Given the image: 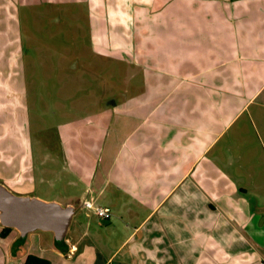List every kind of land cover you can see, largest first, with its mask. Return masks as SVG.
<instances>
[{"label": "crops", "instance_id": "crops-1", "mask_svg": "<svg viewBox=\"0 0 264 264\" xmlns=\"http://www.w3.org/2000/svg\"><path fill=\"white\" fill-rule=\"evenodd\" d=\"M87 1L0 0V128L22 113L30 121L39 98L51 107L47 132L56 131L41 174L26 160L25 177L12 182L77 205L64 251L36 231L14 257L13 230L3 238L11 259L264 264V0H127L112 28L97 20L104 30L88 17L86 57L125 66L120 93L61 89L86 75L80 26L67 46L52 42L61 6ZM37 34L52 40L33 44ZM36 79L55 91L36 92ZM85 201L110 209V220Z\"/></svg>", "mask_w": 264, "mask_h": 264}, {"label": "rangeland", "instance_id": "rangeland-1", "mask_svg": "<svg viewBox=\"0 0 264 264\" xmlns=\"http://www.w3.org/2000/svg\"><path fill=\"white\" fill-rule=\"evenodd\" d=\"M127 0H88L87 3H83L82 5H74V4H65L64 6H61L63 15L61 18V26L57 28L59 31V38H56L54 41L51 39V35H46L47 40L40 39V34H37V41L33 42V44H39L43 45V43L56 42L61 40V46H67L66 43H72L74 40H76L77 31L74 27H81L82 29V37L83 42L81 47V55H82V63L83 66H85L86 70L84 71L83 78L85 79H78L80 76L79 73H75L74 76L69 77L65 80L64 83H61V89H72V85L76 88L80 87H86V88H93V89H101L103 91H109L120 93L125 89L124 83L122 81V77L125 75L126 70L125 66H123L120 62H111L110 64H105L103 59L98 58V60H95L94 62L87 59L86 56L90 54V49L88 47V43L84 41V39L88 35V17L91 19V25L94 29L97 30V27L99 28L102 26L99 25L97 20L98 19H104V21L108 22V26L112 28V24H114L115 21H120L122 17V10L121 6L124 5V2ZM139 0H135V3H138ZM24 15V14H23ZM22 15V22H23V37L24 39V28L28 27L24 26V19ZM102 19V20H103ZM101 21V20H100ZM115 27V26H114ZM79 29V30H80ZM100 30H104V26L102 28H99ZM31 30V25L29 26V32ZM61 32V33H60ZM26 34V33H25ZM7 40V38H6ZM8 41V40H7ZM26 44H31L28 42H25ZM75 44L74 47H78V43ZM32 44V45H33ZM44 44V45H45ZM74 44V43H73ZM49 45V44H48ZM73 47V48H74ZM42 48V46H41ZM73 48H71L68 51H74ZM89 48V49H88ZM75 49V48H74ZM44 49H41L40 51H43ZM76 50V49H75ZM39 51V50H38ZM63 51V50H61ZM70 60L73 61L74 55L69 56ZM90 59V57H89ZM66 63V61H65ZM108 65V66H106ZM113 70V71H112ZM110 73L115 76L113 78H110ZM64 74V73H63ZM83 74V73H82ZM99 74V75H97ZM107 75V76H106ZM99 76V77H98ZM75 78V80L73 79ZM59 79V78H58ZM37 83V90L36 92H46L49 89L53 91L52 89L55 87H49L47 90L46 84L42 79H36L33 80ZM54 82V81H53ZM58 83V82H55ZM14 88V87H13ZM18 89V88H17ZM30 89V88H29ZM55 91V89H54ZM93 91V90H92ZM101 91V92H103ZM85 99V98H84ZM83 99V101H84ZM37 103L31 107V117L30 121L27 119L24 113H22L19 117V123L13 124L10 128H7L6 130H3L2 127L0 128V183L6 186L11 192H13L16 195L22 196V195H30L35 196L41 200L44 201H54L51 200L50 196H47V188L44 185H37V188L35 190L29 187H16L14 186L12 179L13 176L20 175V178L25 177L26 175V160L30 162V164L33 162L32 170L36 173L37 177L41 174L42 170L45 169V159H46V145L48 144V140L52 139L51 137L54 136V133L56 132L54 130L51 131L52 135L47 132L46 126L48 122L52 124L51 118L48 119V116L51 117V112L49 110L51 107H43L41 104L40 99L38 98ZM45 112V113H44ZM70 115H75V113H71ZM19 116V115H18ZM86 114L82 112V117H85ZM41 117H44L46 120L41 119ZM53 117H55V121L61 122V113H56ZM6 132L7 136L11 138V141L9 142H2L3 139L6 138V136L1 137V135ZM3 133V134H2ZM55 147H57V142H54ZM48 147V145H47ZM53 147V146H52ZM27 148V152L24 151V149ZM18 149V151H17ZM19 149H23L19 152ZM2 150H6V152H3ZM23 153V156H22ZM19 155V156H18ZM29 164V165H30ZM44 164V167H43ZM57 169L61 170V160H59V163H56ZM46 191V193L44 191ZM47 199V200H46ZM59 203V202H58ZM65 205V204H62ZM76 220V219H75ZM105 221V220H104ZM73 225V224H72ZM3 230H1L0 225V264H21L19 262H14L10 254L8 253V240L3 239L1 237V233ZM41 232L39 234H42L47 238V240H50V242L54 241V235L51 232Z\"/></svg>", "mask_w": 264, "mask_h": 264}, {"label": "water", "instance_id": "water-1", "mask_svg": "<svg viewBox=\"0 0 264 264\" xmlns=\"http://www.w3.org/2000/svg\"><path fill=\"white\" fill-rule=\"evenodd\" d=\"M77 205H61L35 196H19L0 183V225L19 233L51 232L58 243L66 240Z\"/></svg>", "mask_w": 264, "mask_h": 264}, {"label": "trees", "instance_id": "trees-1", "mask_svg": "<svg viewBox=\"0 0 264 264\" xmlns=\"http://www.w3.org/2000/svg\"><path fill=\"white\" fill-rule=\"evenodd\" d=\"M11 231H13V230L9 229V228H3V232L1 233V237L6 238ZM25 243H26V238L21 239L19 237L15 241V243L13 244V249H12V254L14 257L25 254V249H24ZM64 243H65V241H63L62 243H58L55 241V246L64 251L65 250L63 247ZM24 264H51V262L47 259L35 256V255H28L25 258Z\"/></svg>", "mask_w": 264, "mask_h": 264}, {"label": "built area", "instance_id": "built-area-1", "mask_svg": "<svg viewBox=\"0 0 264 264\" xmlns=\"http://www.w3.org/2000/svg\"><path fill=\"white\" fill-rule=\"evenodd\" d=\"M84 206L86 208L92 209L97 217L102 220H110L111 218V211L108 208H103L99 206H94L91 202L85 201Z\"/></svg>", "mask_w": 264, "mask_h": 264}]
</instances>
